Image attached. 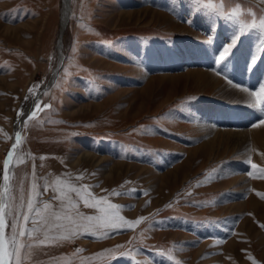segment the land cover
<instances>
[{
	"label": "rangeland",
	"instance_id": "rangeland-1",
	"mask_svg": "<svg viewBox=\"0 0 264 264\" xmlns=\"http://www.w3.org/2000/svg\"><path fill=\"white\" fill-rule=\"evenodd\" d=\"M262 10L260 0H0V184L20 131L9 168L17 191L22 184L27 195L34 173L41 192L49 184L48 201L55 180L67 179L141 220L34 247L23 264H264V139L243 167L234 144L216 141L221 130L260 127V113L236 125L199 112L208 104L251 114L220 91L258 90L225 64L248 45L243 69L254 53L251 71L264 69V32L251 27ZM241 25L247 34L217 63ZM189 47L211 49V64L186 61ZM211 67L224 83L202 82Z\"/></svg>",
	"mask_w": 264,
	"mask_h": 264
},
{
	"label": "snow or ice",
	"instance_id": "snow-or-ice-1",
	"mask_svg": "<svg viewBox=\"0 0 264 264\" xmlns=\"http://www.w3.org/2000/svg\"><path fill=\"white\" fill-rule=\"evenodd\" d=\"M172 2L175 4L179 0H172ZM186 2L199 5L201 0H186ZM260 3L264 4V0H260ZM194 10L196 9L194 8ZM221 16L224 17V14L221 13ZM235 17L236 12H232L224 18L232 22ZM184 22L191 23L190 20ZM251 27L259 28L264 32V19H261L259 24L253 22ZM214 30L213 27L210 31ZM246 34L244 25L234 30L227 42L217 51V63L226 61L227 57L232 56L233 49L241 41V36ZM211 42L213 41L210 40L209 43ZM261 59L264 60V56H261ZM255 61H257V56L254 53L249 58L248 70H254ZM229 83L231 84L232 81L229 80ZM235 86L240 87L243 92L248 94L250 107L254 109L259 107L260 117L258 119L264 123V82L258 84V90L251 91L247 87ZM46 107H51V105H46ZM38 111H40V104L36 103L34 110L26 117L25 123L34 119ZM253 126L258 125L254 124ZM20 143L21 133L17 131L15 144L3 163L2 184H0V264H23L24 259L34 247L47 246L84 234L94 235L99 229H111L116 232L125 225L131 228L141 222V220L132 222L124 220L119 215L118 205L110 203L104 197H96L90 191V186H77L67 179L57 178L55 180L52 187L54 195L48 201H44L42 197L49 190V184L45 182L44 191L41 192V185L36 182L37 178L34 173L31 186L27 189V195H25L22 184L17 191V188L11 183L9 168L13 162V153L16 152V147ZM251 167L257 166L252 164ZM249 174L251 175V173ZM81 178L77 177V179ZM115 195L126 194L115 193ZM81 204L85 208L93 209L98 215L85 214L81 211ZM106 251L114 252L115 249Z\"/></svg>",
	"mask_w": 264,
	"mask_h": 264
},
{
	"label": "bare ground",
	"instance_id": "bare-ground-1",
	"mask_svg": "<svg viewBox=\"0 0 264 264\" xmlns=\"http://www.w3.org/2000/svg\"><path fill=\"white\" fill-rule=\"evenodd\" d=\"M158 11V10H157ZM152 12V11H151ZM157 13V12H156ZM163 15V14H162ZM158 16V15H157ZM160 16V15H159ZM165 16V15H164ZM158 21V20H157ZM166 22V21H165ZM169 23V22H168ZM172 23V22H170ZM169 23V24H170ZM177 23V22H176ZM175 25V24H173ZM183 26V25H182ZM181 26V27H182ZM185 27V26H184ZM179 28V27H178ZM248 45H244L241 50H240V54L239 56L236 57V59L234 61H232L230 64L226 65V73L230 75V77H235L238 80L237 81H241L242 84L243 82H245V78L246 81H250L251 84L256 83L257 84L264 82V73L260 74V70L261 69H256L255 71H247L243 69L244 63L246 58L249 56L248 55ZM184 55L186 56V61L191 62V63H205V64H211L212 59H214L213 56V51L210 49H204V50H198V48H194V47H189L187 49V51L184 52ZM156 60V66L159 64H163V65H169V63L167 62H163L161 59H155ZM217 66V65H216ZM262 67V66H261ZM200 69V68H199ZM209 69V68H208ZM204 70V69H203ZM201 71V70H200ZM264 71V69H263ZM262 71V72H263ZM189 72V71H188ZM198 72V71H197ZM246 72V73H245ZM192 74V73H191ZM221 74V73H220ZM218 74L216 68L211 67V69L207 72H201L198 73V75L201 76L202 78V82L207 84H217L218 83H224L223 82V77ZM185 75V74H184ZM190 75V74H189ZM217 75V76H216ZM180 76V75H179ZM187 76V75H186ZM197 76V75H196ZM196 76H193L196 78ZM263 76V79H261V77ZM167 77V76H166ZM199 77V76H198ZM245 77V78H244ZM194 78V79H195ZM244 79V80H242ZM162 80V79H161ZM176 80V79H175ZM197 80V79H196ZM259 80V81H258ZM261 80V81H260ZM164 81V80H163ZM172 81V80H171ZM174 81V80H173ZM193 81V80H192ZM226 81V80H224ZM158 82V81H157ZM196 82V81H194ZM226 83V82H225ZM163 84V83H162ZM165 84V83H164ZM163 84V85H164ZM201 84V83H200ZM215 84V85H216ZM221 86V84H219ZM234 85V84H233ZM201 86V85H200ZM211 86V85H210ZM205 87V86H204ZM213 87V86H212ZM218 87V86H217ZM216 87V88H217ZM230 87V86H229ZM246 87V85L244 86ZM211 88V87H210ZM248 88V86H247ZM206 89V88H205ZM209 89V88H208ZM212 89V88H211ZM222 95H230V96H235V98H239L240 101L245 102L247 105H249V99L250 97L248 96L247 93L243 92L240 87H236L233 86L231 87V89H223L220 91ZM219 93V92H218ZM220 96V95H219ZM227 101V100H226ZM239 101V100H236ZM223 104V103H222ZM239 104V103H238ZM244 104V103H243ZM237 106V105H236ZM246 108V107H245ZM199 112L201 113V115L204 117L203 119L208 120L207 117L212 118L214 121H222V122H230L231 124H240L241 122H243L244 120H248L251 117H254L255 114L260 113L259 111V107L256 109H252L251 110V114L248 117H245V114L242 113L240 110L235 109V108H230L228 110H225L223 107H214L212 105H208L205 104L204 106H202L199 110ZM227 117V118H226ZM212 123V122H211ZM203 124V122L201 123ZM216 124V123H215ZM230 124V125H231ZM259 124V123H258ZM200 127V126H199ZM214 127V126H213ZM201 128V127H200ZM234 128V127H233ZM230 129V128H229ZM232 129V128H231ZM212 130L213 129H209ZM216 130V129H215ZM218 131V129L216 130ZM215 131V132H216ZM220 131V130H219ZM221 134L218 133V137L217 140L218 145L224 144L227 142L234 144L235 148L237 150H239V153H241V157L242 160L240 161V165H242L243 162L245 161H249L251 158V154L254 152L253 150L256 151V149L260 148V144L263 143V139H264V123L258 127V128H254L252 130L249 129H235V130H221ZM213 133V132H212ZM251 134L254 135V140L252 143L251 142ZM253 139V138H252ZM214 143V142H213ZM228 143V144H229ZM215 144V143H214ZM252 145L254 146L255 149H251ZM212 146V145H210ZM214 146V145H213ZM208 149V147H207ZM259 151V150H258ZM261 152V151H260ZM256 154V152H255ZM91 159L94 158L95 154L89 153L88 154ZM84 158V156H82ZM240 157V158H241ZM98 158V157H97ZM86 159V158H85ZM103 159V158H101ZM254 159V158H253ZM85 161V160H84ZM242 162V163H241ZM126 163V162H125ZM117 165V164H116ZM135 166V165H134ZM138 167V166H137ZM239 167H243L239 166ZM148 169V168H147ZM243 171V170H242ZM246 175V173H245ZM243 176V175H242ZM239 177V176H238ZM96 245V244H95Z\"/></svg>",
	"mask_w": 264,
	"mask_h": 264
}]
</instances>
